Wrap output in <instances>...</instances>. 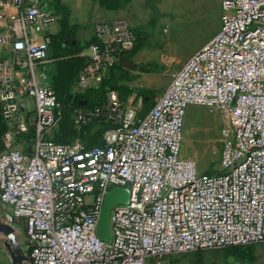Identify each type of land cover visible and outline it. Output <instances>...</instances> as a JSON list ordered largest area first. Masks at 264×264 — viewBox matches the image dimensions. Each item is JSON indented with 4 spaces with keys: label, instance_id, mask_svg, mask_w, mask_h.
<instances>
[{
    "label": "built area",
    "instance_id": "obj_1",
    "mask_svg": "<svg viewBox=\"0 0 264 264\" xmlns=\"http://www.w3.org/2000/svg\"><path fill=\"white\" fill-rule=\"evenodd\" d=\"M0 204L7 238L29 264H169L185 252L264 242V0H221L219 28L191 53L143 114L115 90L76 110L75 127L105 118L100 144L52 139L61 113L48 84L53 0H0ZM136 42L124 18L96 24L76 76L95 88ZM189 105L217 112L219 171L182 156ZM126 188L96 225L105 194ZM21 224L22 240L16 226Z\"/></svg>",
    "mask_w": 264,
    "mask_h": 264
},
{
    "label": "rangeland",
    "instance_id": "obj_2",
    "mask_svg": "<svg viewBox=\"0 0 264 264\" xmlns=\"http://www.w3.org/2000/svg\"><path fill=\"white\" fill-rule=\"evenodd\" d=\"M220 1L144 0L149 8L146 17L135 24L125 19L135 31L140 32L138 42L143 45L126 57L129 62L127 67L119 66V69L114 70L111 82H103L102 86L95 90L81 88L73 79V84L71 82L68 87V94H71V97L68 101L64 100V118L67 116L71 119L73 113L79 109L102 106L107 102L109 90H115L122 105L133 106L140 114L148 111L188 56L217 32L220 23ZM81 45L83 44H79ZM66 47V40L64 45H59V42L54 40L51 56L59 55ZM51 76L54 75L50 72L49 86H52ZM69 106L73 108L69 109ZM220 125L221 119L216 111L196 105L187 107L181 154L192 159L201 173L219 171ZM110 126V121L105 118L92 119L74 127L77 132L74 139L84 146L97 144L101 141L104 131ZM16 234L22 240V232L19 228ZM8 240L7 236L2 238L0 233V264L12 262L6 250ZM12 248L9 247L10 255ZM228 249L218 247L185 252L169 257L168 262L169 264H264V242L249 248H236L233 255L227 252ZM249 257H253L251 262L248 260ZM149 264H155V260H151Z\"/></svg>",
    "mask_w": 264,
    "mask_h": 264
},
{
    "label": "crops",
    "instance_id": "obj_3",
    "mask_svg": "<svg viewBox=\"0 0 264 264\" xmlns=\"http://www.w3.org/2000/svg\"><path fill=\"white\" fill-rule=\"evenodd\" d=\"M59 2L68 10L65 25L66 32L69 34L72 42L77 43L78 45L84 44L93 38L94 28L98 22L109 21L115 18H124L127 19L129 23L135 24L145 18L146 12L149 10L145 5L146 2H144V0H59ZM14 11V8L9 7L8 5L4 8L0 5V27H2L6 21V19L1 18V15L3 13L6 15L13 14ZM61 19L62 15L59 13L57 22L51 26V33L53 40L59 42V45H64V40H62L60 36ZM51 51H53L52 45L49 48L48 74L51 72L52 75H56L57 62L60 57L51 56ZM6 210L7 207L0 204V221H3V215ZM20 225L21 224H17L16 232L18 228L21 230L22 227ZM1 234L2 238L6 237L3 233ZM13 244L14 242H10L9 240L6 242V250H8L7 252L11 259L12 253L10 255L9 247L12 248ZM15 244L19 245L16 239ZM3 258L6 260L4 256Z\"/></svg>",
    "mask_w": 264,
    "mask_h": 264
},
{
    "label": "trees",
    "instance_id": "obj_4",
    "mask_svg": "<svg viewBox=\"0 0 264 264\" xmlns=\"http://www.w3.org/2000/svg\"><path fill=\"white\" fill-rule=\"evenodd\" d=\"M53 5L55 8V11L59 14L61 13L62 19L60 21V33L61 38L65 41H67V47H69L67 50V47L57 55V57H60L57 62V74L53 77L51 76L50 80L52 81L51 89L54 92V94L57 96L59 101V109L61 113V118L58 123L57 129L54 131L52 139L55 142L58 143H69L74 139L75 135L77 134L75 130V126L73 124L72 118L68 119L67 116L64 118V100L68 101L71 97V94H68V87L70 83L73 81V79H76L78 71L81 69V67L84 64V58L79 55L80 51L83 49V47L88 43L85 42L83 45L79 46L77 43L72 42L69 34L66 32L65 25H66V18L68 15V10L65 9L59 2V0H53ZM135 36H136V42L133 47V49L125 54V57H128L134 50L139 49L143 44L141 42H138V38L140 36V32H137L134 30ZM53 36L51 34V42L50 46L53 42ZM119 65H116L112 67L111 72L105 76L100 84L95 88H87L88 90H95L96 88H99L102 86L103 82H111L112 77L114 75V70L119 69ZM73 107L69 106V109H72ZM101 141L97 144H100ZM96 145V144H93ZM92 146V145H91ZM255 245H249V246H228L226 248H229L227 252L230 255L235 254L236 248L241 247H253ZM248 260L251 262L253 260V257H249Z\"/></svg>",
    "mask_w": 264,
    "mask_h": 264
},
{
    "label": "water",
    "instance_id": "obj_5",
    "mask_svg": "<svg viewBox=\"0 0 264 264\" xmlns=\"http://www.w3.org/2000/svg\"><path fill=\"white\" fill-rule=\"evenodd\" d=\"M119 66L127 67L129 62L125 56H120ZM129 191L126 188H113L110 189L104 196L102 205L100 207V213L98 222L96 225L97 236L102 241H108L111 239L110 231V214L111 210L115 205L126 204L129 201ZM13 228L4 221H0V232L5 236L12 233ZM9 241L13 242L12 239L8 238ZM10 244V243H9ZM12 264H29L27 262L28 257L22 252L21 248L17 244L12 245Z\"/></svg>",
    "mask_w": 264,
    "mask_h": 264
}]
</instances>
